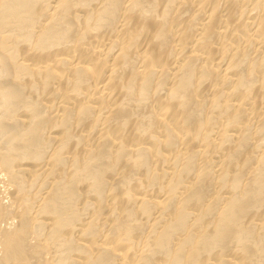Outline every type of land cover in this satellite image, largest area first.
Masks as SVG:
<instances>
[{"label":"bare ground","instance_id":"bare-ground-1","mask_svg":"<svg viewBox=\"0 0 264 264\" xmlns=\"http://www.w3.org/2000/svg\"><path fill=\"white\" fill-rule=\"evenodd\" d=\"M0 174V264H264V0H0Z\"/></svg>","mask_w":264,"mask_h":264},{"label":"rangeland","instance_id":"rangeland-1","mask_svg":"<svg viewBox=\"0 0 264 264\" xmlns=\"http://www.w3.org/2000/svg\"><path fill=\"white\" fill-rule=\"evenodd\" d=\"M0 175H1V174H0ZM1 178H3V177H1ZM1 178H0V189H1L0 193L2 192V188H3V190L5 191V192H2V193H1V195H3L4 193L6 194V190H5V187H4V186H5V185H4L5 182H3L4 179L1 180ZM1 182H3V183H1ZM1 186H2V187H1ZM5 194H4L3 196H5ZM3 196H1V197H3ZM5 197H6V196H5ZM5 197H3V199H4ZM4 200H5V201H3V202L6 204L7 199L5 198ZM7 223H10V221H7ZM1 224H2V223H1ZM4 225H5V224L3 223L2 226H4ZM5 226H6V225H5ZM5 226H4V227H5ZM10 228H11V227H10Z\"/></svg>","mask_w":264,"mask_h":264}]
</instances>
